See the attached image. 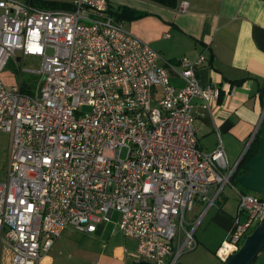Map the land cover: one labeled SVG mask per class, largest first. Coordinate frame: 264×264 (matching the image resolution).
Here are the masks:
<instances>
[{"label": "built area", "instance_id": "built-area-1", "mask_svg": "<svg viewBox=\"0 0 264 264\" xmlns=\"http://www.w3.org/2000/svg\"><path fill=\"white\" fill-rule=\"evenodd\" d=\"M25 56L39 68H23ZM10 58L20 73L43 76L39 95L0 76V131L10 136L0 245L12 250V263L38 264L68 227L92 233L113 212L137 260L174 264L193 248L186 211L196 199L213 204L239 164L221 142L211 152L198 144L194 100L210 110L220 97L219 87L198 82L206 56L167 61L109 12L107 0H70V8L0 0V73ZM236 195L232 228L216 251L221 262L264 217L263 196Z\"/></svg>", "mask_w": 264, "mask_h": 264}, {"label": "crops", "instance_id": "crops-1", "mask_svg": "<svg viewBox=\"0 0 264 264\" xmlns=\"http://www.w3.org/2000/svg\"><path fill=\"white\" fill-rule=\"evenodd\" d=\"M181 1L187 3L184 11L178 9ZM107 2L109 9L117 12L126 7L132 16L144 13L121 21L167 61L178 64L184 56L190 59L202 53L206 56V63L196 71L198 82L201 86L219 87L220 97L210 110L202 109L199 99L194 100L198 144L202 150L211 152L221 142L229 162L240 161L252 142L254 129L257 126L260 129L264 121V1L177 0L175 7L151 0ZM169 73L171 80L179 85L180 79L172 71ZM236 206L237 202L234 212ZM233 216L234 213L225 216L220 212L214 215L220 223L229 225L230 222V229ZM69 229L75 231L68 227L38 264H129L133 261L115 260L101 250L62 254V249L70 246ZM97 232L96 223L94 232L82 234L94 236ZM102 246L105 248L106 244ZM219 246L215 249L217 258ZM12 255V250L2 243L0 264H13Z\"/></svg>", "mask_w": 264, "mask_h": 264}, {"label": "rangeland", "instance_id": "rangeland-1", "mask_svg": "<svg viewBox=\"0 0 264 264\" xmlns=\"http://www.w3.org/2000/svg\"><path fill=\"white\" fill-rule=\"evenodd\" d=\"M53 1L67 2L69 0H31L34 5L46 8L49 7L45 6V3L47 4ZM115 4L116 3H113V5ZM22 67L36 70L39 68V60L35 57L25 56ZM0 76L9 86L17 84L20 79L22 90L32 95L37 93L43 77L41 74L34 72L23 71L20 73L18 65L11 58L7 62L5 69L0 73ZM82 110L89 111L90 107L84 106ZM9 145V134L0 131V179L5 175L9 161ZM236 190L249 192L239 183H232L223 187L221 193L209 207L207 206V202L197 199L194 201L193 208L185 213L186 223L184 224V228L187 231H193L192 238L195 242V246L191 248V244L188 248H185L174 264H222L215 256V249L221 244L222 240L228 238V231L231 225L230 222L229 225L220 223L215 219L214 215L218 212L225 214V216L228 214H235L234 207L237 202ZM117 220L118 213L113 212L110 221L102 220L98 222V232L94 236L85 235L76 230L72 232L73 230L69 229L68 231L72 233L68 238L70 246L66 249H62V254H67L68 252L69 254L79 252L89 253L101 250L115 260H122L125 262L135 260L136 258L131 255L135 253L136 243L120 233L117 228ZM185 236L186 232L183 230L180 235V240L183 241ZM102 244H106V247L104 248ZM202 245L209 249L204 248ZM171 262L172 257H167L165 259L166 264H171ZM254 264H264V248Z\"/></svg>", "mask_w": 264, "mask_h": 264}, {"label": "water", "instance_id": "water-1", "mask_svg": "<svg viewBox=\"0 0 264 264\" xmlns=\"http://www.w3.org/2000/svg\"><path fill=\"white\" fill-rule=\"evenodd\" d=\"M40 92L37 90V95ZM259 153L248 159L237 182L246 190L264 195V132L258 145ZM264 248V217L245 236L239 248L227 255L222 264H252ZM130 264H154L145 260H133Z\"/></svg>", "mask_w": 264, "mask_h": 264}, {"label": "trees", "instance_id": "trees-1", "mask_svg": "<svg viewBox=\"0 0 264 264\" xmlns=\"http://www.w3.org/2000/svg\"><path fill=\"white\" fill-rule=\"evenodd\" d=\"M154 1L156 3H159L163 6H167V7H175L177 5V0H151ZM45 6L48 7H55V8H70V3L69 2H61V1H53V2H49V3H45ZM109 12L117 19V20H121L124 17L127 18H133V17H137V16H141L144 13H137L135 16H132V11H128V9L126 7H123L121 9V11L117 12L113 9H109ZM264 132V121L262 122V126L260 129H258V132L256 133V135L254 136V139L252 140V142L250 143L246 153L244 154V156L242 157V159L239 161V164L237 165L236 171L234 173V175L232 176L231 182L233 184H238L237 182V178L242 175V174H248V171H246L244 169V165L245 163L248 161V159L254 155H257L259 153V149H258V145H259V141L262 137V134ZM264 197V195H261ZM263 250V249H262ZM262 252V251H261ZM260 254L258 255V257L256 258V260L252 263L254 264L257 259L259 258ZM136 260V259H135ZM222 263V262H221Z\"/></svg>", "mask_w": 264, "mask_h": 264}]
</instances>
